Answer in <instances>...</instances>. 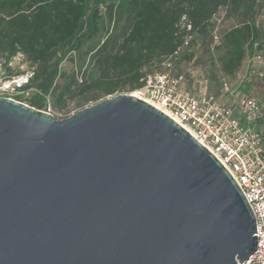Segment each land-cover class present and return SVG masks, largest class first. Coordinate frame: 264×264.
<instances>
[{
	"label": "water",
	"instance_id": "obj_1",
	"mask_svg": "<svg viewBox=\"0 0 264 264\" xmlns=\"http://www.w3.org/2000/svg\"><path fill=\"white\" fill-rule=\"evenodd\" d=\"M255 233L220 161L136 95L64 118L0 97V264H242Z\"/></svg>",
	"mask_w": 264,
	"mask_h": 264
},
{
	"label": "trees",
	"instance_id": "obj_2",
	"mask_svg": "<svg viewBox=\"0 0 264 264\" xmlns=\"http://www.w3.org/2000/svg\"><path fill=\"white\" fill-rule=\"evenodd\" d=\"M188 36L174 62L181 87L183 62L198 45L219 52L226 75L243 63L245 75L254 64L261 74L244 78L248 94L255 80L264 83V0H0L2 68L11 74L8 60L24 54L32 75L21 89L27 94L18 98L40 110L63 109L88 92L109 95L140 87L146 74L164 69L162 62ZM255 54L260 64L252 63ZM66 61L71 70L62 68ZM201 82L207 86L208 79ZM262 119L261 103L257 121Z\"/></svg>",
	"mask_w": 264,
	"mask_h": 264
},
{
	"label": "built area",
	"instance_id": "obj_3",
	"mask_svg": "<svg viewBox=\"0 0 264 264\" xmlns=\"http://www.w3.org/2000/svg\"><path fill=\"white\" fill-rule=\"evenodd\" d=\"M181 20L184 21L185 16ZM185 26L190 29L189 23ZM190 38L188 36L171 56L165 58L162 71L146 74L142 85L134 89V93L136 97L157 107L179 123L230 173L255 218L257 248L242 264H264V137L255 124L261 111V103L257 97L249 95L236 100L232 105L223 104L210 93L195 95L183 89L180 85L183 76L175 69L174 62ZM261 60L259 54L251 58L252 63L256 64H260ZM3 62L0 59V73H4L0 77V97L23 102L18 96L29 82L32 70L26 66L25 56L21 52L7 62L10 68L14 64L17 66L11 74H7L2 68ZM254 73L261 74L251 64L244 78ZM221 91L231 92L225 80H222ZM238 110L242 111L243 120L238 118ZM43 111L55 116L49 105Z\"/></svg>",
	"mask_w": 264,
	"mask_h": 264
},
{
	"label": "rangeland",
	"instance_id": "obj_4",
	"mask_svg": "<svg viewBox=\"0 0 264 264\" xmlns=\"http://www.w3.org/2000/svg\"><path fill=\"white\" fill-rule=\"evenodd\" d=\"M219 52L215 51L213 53H209L206 50L202 49L200 45H198L194 49L193 55L189 58L184 60L183 62V71H185L186 78L182 85V87L186 90H190V92L194 93L195 95H201L202 93H209L214 95L215 97L222 95L223 98H227L223 104L232 105L235 103L236 100H240L245 98L246 96L253 95L260 99V102L264 104V83H260L259 81L255 80L253 89L250 90V94L246 92V88L243 87L244 84V73H245V63L241 65L239 70L235 72L233 75H226L224 74L219 65ZM26 66L30 68L29 63L27 62ZM62 68L65 70H71L73 68V64L66 61V63L62 64ZM17 66L14 64L11 66V71H15ZM214 71V75L210 74V71ZM2 71V70H1ZM10 71V72H11ZM6 74V73H5ZM4 73H0V77H3ZM208 79L207 86L201 82L202 79ZM222 79L229 84L231 92L230 93H223L220 91V87L218 82ZM134 90H130L127 87L120 89L119 91L114 92L113 94L109 95H98L94 96L91 92L86 93L81 97H77L71 101L66 103V106L63 109H56L54 108L56 118H64L69 116L70 114L86 107L92 105L102 99L107 97H112L118 94H131ZM30 93V92H29ZM25 96V94H20ZM30 95V94H29ZM217 95V96H216ZM220 100V99H219ZM221 101V100H220ZM42 110V109H41ZM236 114L239 119L243 120V114L241 110L236 111ZM257 128H260L264 137V120L256 121Z\"/></svg>",
	"mask_w": 264,
	"mask_h": 264
},
{
	"label": "crops",
	"instance_id": "obj_5",
	"mask_svg": "<svg viewBox=\"0 0 264 264\" xmlns=\"http://www.w3.org/2000/svg\"><path fill=\"white\" fill-rule=\"evenodd\" d=\"M226 100H227V98H226V97H225V98H223V99L221 98V101H222V102H225Z\"/></svg>",
	"mask_w": 264,
	"mask_h": 264
},
{
	"label": "bare ground",
	"instance_id": "obj_6",
	"mask_svg": "<svg viewBox=\"0 0 264 264\" xmlns=\"http://www.w3.org/2000/svg\"><path fill=\"white\" fill-rule=\"evenodd\" d=\"M132 95H136L134 92L133 93H131Z\"/></svg>",
	"mask_w": 264,
	"mask_h": 264
}]
</instances>
